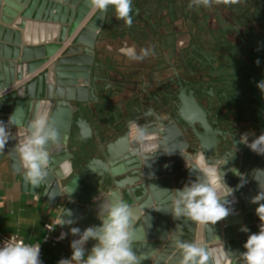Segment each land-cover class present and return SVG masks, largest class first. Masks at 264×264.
Instances as JSON below:
<instances>
[{"label": "water", "instance_id": "95a60500", "mask_svg": "<svg viewBox=\"0 0 264 264\" xmlns=\"http://www.w3.org/2000/svg\"><path fill=\"white\" fill-rule=\"evenodd\" d=\"M91 9L89 0H0V40L5 43L0 41V121L7 125L10 115L21 109L15 117L21 127H9L10 137L3 149L11 157L13 169L24 174L14 149L31 119L46 111L59 140L48 146V175L35 193L55 206L64 200L61 219L72 221L62 225L65 231L76 227L82 233L100 226V205L122 199L134 213L137 241L132 249L141 256L140 264H180L178 239L224 248L232 254L226 264H243V246L249 235L259 233L262 223L256 215L259 204L251 201L261 190L259 183L264 186V171L255 172L264 170V155L242 143L243 135L231 136L232 142L220 148L205 139L200 119L190 122L184 115L180 120L187 128L197 125L202 129L203 133L194 132L197 147L181 142V132L174 140L170 129L137 120L154 137L151 151L138 152V146L127 137L128 122L141 105L140 99L121 104L115 103L116 97L111 102L100 101L98 86L92 85L97 79L94 71L103 64L97 43L111 20L112 7L106 14L94 11L77 31ZM247 137L249 143L255 139L251 134ZM202 153L209 163L227 160L220 167L226 173V184L234 190L225 197L230 214L208 226L171 212L174 190L202 175L190 168ZM241 176L244 183L238 187ZM96 243L88 241L86 256Z\"/></svg>", "mask_w": 264, "mask_h": 264}, {"label": "flooded vegetation", "instance_id": "af4514ba", "mask_svg": "<svg viewBox=\"0 0 264 264\" xmlns=\"http://www.w3.org/2000/svg\"><path fill=\"white\" fill-rule=\"evenodd\" d=\"M190 2L133 0L131 27L110 9L111 23L97 43L103 63L93 73L97 96L119 104L140 99L132 118L170 129L174 140L181 132L189 148L198 145L194 132H203L187 128L182 115L200 119L205 139L220 148L231 136L256 138L264 133V93L257 87L264 81V0L208 8ZM133 46L152 54L115 62L122 47Z\"/></svg>", "mask_w": 264, "mask_h": 264}, {"label": "clouds", "instance_id": "9594fccd", "mask_svg": "<svg viewBox=\"0 0 264 264\" xmlns=\"http://www.w3.org/2000/svg\"><path fill=\"white\" fill-rule=\"evenodd\" d=\"M238 2L239 0H191L189 7L195 5L208 8L213 4L230 5ZM89 3L97 13L103 14H106L111 6L117 20H123L128 27L132 26L133 0H89ZM120 52L133 61H142L152 54L149 49H141L137 54L134 46L122 47ZM257 87L264 93V81L259 82ZM18 110L21 109L17 108L10 115L7 125L0 121V151H3L9 140V127L16 126L18 130L21 127L20 121L15 119ZM26 127L27 132L19 140L14 151L18 154L24 169L25 184L36 188L43 184L48 175L50 164L48 146L58 142L59 132L46 111L37 112ZM128 128L127 141L137 145L138 152L151 151L153 145L150 141L154 137L149 129L134 119L128 122ZM241 142L253 152L264 155V133L251 143L248 142L247 134H245L241 137ZM225 163L227 160L223 164ZM223 164L218 161L209 163L203 153L198 156L196 163L190 168L198 169L202 175L186 184L183 189L174 190L175 197L171 202V212L175 217L183 216L196 224L208 226L209 224L215 225L230 214L225 197L232 195L234 190L225 182L226 173L221 171L220 167ZM257 171L264 170H255ZM233 172L241 175L235 169ZM241 181L238 187L243 186V176H241ZM259 186L261 190L251 202L259 204L256 215L262 223L259 233L249 235L243 246L246 249L241 254L243 264H264V203H260L264 201V186L260 183ZM98 216L102 222L100 226L88 227L82 233L79 228L70 229L71 234L79 236V239L71 242V257L61 259L58 264H140L141 256H137L132 249L133 242L137 240L135 239L134 213L130 204L122 199L105 201L100 205ZM71 223V220L61 219L60 216L59 225ZM242 230L248 231L246 227ZM66 235V233H61L60 239L65 238ZM90 239L97 243L92 247L90 254L85 256L84 245ZM176 243L181 250L180 264H226L232 255L224 248L208 247L194 241L178 239ZM40 251L39 243H25L13 234L4 242L3 247H0V264H42Z\"/></svg>", "mask_w": 264, "mask_h": 264}, {"label": "crops", "instance_id": "0c3cea01", "mask_svg": "<svg viewBox=\"0 0 264 264\" xmlns=\"http://www.w3.org/2000/svg\"><path fill=\"white\" fill-rule=\"evenodd\" d=\"M3 6L2 1L1 8ZM114 57L118 64L127 63L124 62L126 56L120 51ZM23 175L13 169L11 157L5 151H0V235L17 234L26 243H39L43 252L42 264H58L61 259H69L72 254L71 242L79 237L59 225L64 200H60L56 206L51 204L40 193H35V188L25 184ZM55 222L58 223L55 234L66 233V239L57 245L44 243L46 225ZM87 244L84 245L85 250Z\"/></svg>", "mask_w": 264, "mask_h": 264}, {"label": "built area", "instance_id": "2783aa9c", "mask_svg": "<svg viewBox=\"0 0 264 264\" xmlns=\"http://www.w3.org/2000/svg\"><path fill=\"white\" fill-rule=\"evenodd\" d=\"M74 37H75V35L73 37L69 38L65 45L68 46L72 42ZM57 225H58L57 222H55L53 224L46 225V233H45L44 238H43V242L44 243H50L52 245H57L62 240L66 239L67 236H65V238H63V239H60L61 233L59 235L55 234ZM15 235H17V234H15ZM17 236H18V238L22 239L19 235H17ZM9 238H10V236H2V235H0V247H3L4 242L6 240H8ZM40 249H41V251H40V259L42 260L43 252H42L41 245H40Z\"/></svg>", "mask_w": 264, "mask_h": 264}, {"label": "bare ground", "instance_id": "6f19581e", "mask_svg": "<svg viewBox=\"0 0 264 264\" xmlns=\"http://www.w3.org/2000/svg\"><path fill=\"white\" fill-rule=\"evenodd\" d=\"M95 10L92 8L90 11H89V14L86 16L85 20L83 21V23H81V25L78 27V30L79 31L80 29L83 28V26L85 25V23L90 19V17L92 16V13L94 12ZM84 24V25H83Z\"/></svg>", "mask_w": 264, "mask_h": 264}]
</instances>
